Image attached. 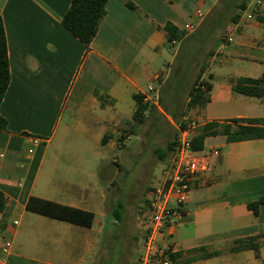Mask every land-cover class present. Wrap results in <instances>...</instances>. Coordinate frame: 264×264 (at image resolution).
Instances as JSON below:
<instances>
[{"label": "crops", "instance_id": "0c3cea01", "mask_svg": "<svg viewBox=\"0 0 264 264\" xmlns=\"http://www.w3.org/2000/svg\"><path fill=\"white\" fill-rule=\"evenodd\" d=\"M206 1L107 0L86 47L61 24L71 0H0L9 69L0 104L7 121L0 131V264H136L146 230L138 211L143 202L147 206L153 186L142 183L138 203L139 195L122 198L116 174L123 167L110 154L124 151L136 134L139 141L154 140L148 155L164 167L170 154L160 159L157 151L164 152L174 139L173 120L181 118L193 122L192 139L211 122L235 126L233 120H258L255 126L264 130L263 99L232 89L240 79L264 76V2L246 20L254 0H240L245 7L230 23L237 11L227 14L225 4L219 7L225 0H214L202 13ZM224 9L227 20L214 41L208 37L200 47L183 90L178 95L166 88L179 75L176 57L182 46H194L193 35L209 20L217 22ZM166 23L180 32L185 25L195 27L174 46L175 58L160 66L164 49L172 47ZM198 77L210 85L204 95L208 101L189 107ZM149 85L154 92L148 96H158L159 108L144 101ZM134 96L146 106L143 122L135 127ZM191 109L194 120L185 115ZM208 150L218 151L211 172L190 189L183 223L164 233L160 244L173 248V264H264V238L257 252L229 251L235 240L264 234V205L257 215L247 209L264 195V137L232 143L224 136L207 137L196 152ZM104 167L112 172L102 180ZM30 198L89 212L92 224L27 211ZM118 205L119 221L114 216ZM4 243L8 250L3 253ZM198 248L219 255L190 261Z\"/></svg>", "mask_w": 264, "mask_h": 264}, {"label": "trees", "instance_id": "16d2710c", "mask_svg": "<svg viewBox=\"0 0 264 264\" xmlns=\"http://www.w3.org/2000/svg\"><path fill=\"white\" fill-rule=\"evenodd\" d=\"M107 0H71L70 6L61 20L62 26L78 41L86 47L95 37L98 25L105 14V4ZM129 7L131 5L128 4ZM245 7V3L241 2L236 6V13L231 17L230 23H236L239 19V13ZM164 30L167 34V41L170 45L172 42H180L185 33L178 31L172 24L166 23ZM198 77L193 83L188 102L189 107L202 106L208 98L204 95L209 91L210 85L207 82L199 81ZM9 84V69L7 60V47L3 24L0 18V104ZM203 86V89L201 88ZM233 91L256 98H261L264 101V76L256 79H240L238 84L233 88ZM137 103L136 110L133 114V127L143 122V113L146 106L142 104L141 98L134 96ZM235 126L229 123L217 124L207 123L203 126L202 132L195 136L191 141V148L193 151H200L203 149V143L207 137L224 136L226 142H240L249 139H256L264 137V130L255 125L260 124L258 120H233ZM7 121L0 115V131L5 130ZM174 147V141L169 142L164 150H158L157 155L160 159L171 153ZM164 153V155H163ZM264 205V195L260 196L256 201L247 204V209L254 215H257L258 207ZM26 210L37 214L49 216L65 220L74 224L85 227H90L93 220V215L89 212L62 207L51 202H45L38 199L30 198L26 204ZM117 221L122 217L121 205L115 210L114 214ZM264 238V234L251 236L244 239H238L230 246V252L253 250L255 252L259 249V240ZM191 253H198L199 255L190 258V261L196 259H206L219 255L218 251L206 252L205 248H198Z\"/></svg>", "mask_w": 264, "mask_h": 264}, {"label": "built area", "instance_id": "2783aa9c", "mask_svg": "<svg viewBox=\"0 0 264 264\" xmlns=\"http://www.w3.org/2000/svg\"><path fill=\"white\" fill-rule=\"evenodd\" d=\"M264 0H254L252 9L245 13L246 20H252ZM197 18H202L201 12L196 13ZM194 25H185L183 31L189 33L194 30ZM177 42L173 41L172 45ZM203 89V86H201ZM154 92L153 86L147 88L144 101L158 107V96L149 97ZM186 121L175 124L174 147L161 170V176L148 195V220L144 233L142 248L136 264H173V248L170 245H161L160 237L168 235L181 223L185 212V203L188 193L198 179L211 172L217 150H208L204 153L193 151L190 129L194 125ZM31 153V150H28ZM8 250V243L2 246V252Z\"/></svg>", "mask_w": 264, "mask_h": 264}, {"label": "rangeland", "instance_id": "374dc122", "mask_svg": "<svg viewBox=\"0 0 264 264\" xmlns=\"http://www.w3.org/2000/svg\"><path fill=\"white\" fill-rule=\"evenodd\" d=\"M214 0L206 1L203 6L200 8V11L202 13H205L211 3H213ZM240 0H225L219 7L223 9L224 4L227 9V14L233 13L236 11L235 8L232 6L238 4ZM225 9L223 10L221 17H218L217 22H213V20H209V22H206L202 25L201 30L199 33H195L193 35L194 40L190 42H194V46H190L189 44H184L182 48L180 49L179 53L177 54V66H176V72H179V75H177V78L174 79V84L171 85L168 83L166 88H174L175 91H178V95L180 94V91L183 90L185 83L187 82L190 71H191V64L193 62V59L198 51H200V47H202L205 42L207 41V38L212 41H214L213 35L219 30L220 27H222L223 22L227 20L228 16L226 14L225 16ZM206 25L208 26L207 28ZM222 32V31H221ZM192 37V38H193ZM213 37V38H212ZM223 39L225 40L226 37L223 35ZM175 45H172L171 48H165L164 49V57L160 62L164 63L163 61L170 62L172 61L176 54L177 48L174 47ZM211 45H209L203 52H206V49L210 50ZM181 72V74H180ZM159 108V107H158ZM161 110V108H160ZM185 115H190V118L194 120L196 118V111L194 109L185 111ZM162 116L164 119H166V114L162 113ZM180 119V118H179ZM189 120V119H188ZM178 122H184L181 120L174 121L173 123ZM187 123L192 122L191 120L186 121ZM186 123V125H187ZM135 131L137 132L136 128ZM176 131L174 132L173 137L175 136ZM127 136V135H126ZM128 137V136H127ZM154 140L149 138L145 142L139 141L136 139V134L132 135L129 140L125 143V150L122 152H115L110 154V158H112L111 161L118 160V162L122 165L123 169L116 174V187L118 186V189L120 191V194L122 198H129L130 195H139L137 202L138 203L142 196L140 192L142 191L143 184H147L149 186H155L157 183V180L160 176L163 164L160 160L156 158L150 157L149 152L151 150V147H153ZM147 142V143H146ZM91 148V146H89ZM110 161V162H111ZM160 162V163H159ZM112 165V164H111ZM111 170H107V168H101V179H107V175L109 174ZM112 172V171H111ZM138 186H135L137 185ZM143 183V184H142ZM144 197V196H143ZM145 199V198H144ZM141 211H138L139 219L141 222H143V225L146 224L147 216H148V209L147 206L144 204V202L141 205ZM111 229L108 225H105V232L110 233ZM142 246H139V249H141ZM118 253V252H117ZM118 257V255H117ZM112 264H115V261H113Z\"/></svg>", "mask_w": 264, "mask_h": 264}]
</instances>
